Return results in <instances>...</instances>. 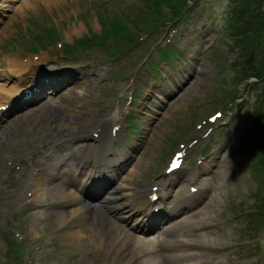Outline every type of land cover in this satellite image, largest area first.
<instances>
[{
	"label": "rangeland",
	"instance_id": "obj_1",
	"mask_svg": "<svg viewBox=\"0 0 264 264\" xmlns=\"http://www.w3.org/2000/svg\"><path fill=\"white\" fill-rule=\"evenodd\" d=\"M99 3L100 0H19L11 11L12 18L2 32L0 37L1 44H3L4 41L9 42L11 49L8 53L12 54V48H20L19 43L21 41L30 43L33 37L42 35L48 30V28L54 29L56 33L59 32V34L61 36L64 35L65 38L74 39L84 35L89 36L92 31L97 35H100L102 27H100L96 15H94V13H87L89 10H93V12H95V10L98 11L97 7ZM108 3L109 4L107 5H109L111 9L117 11L116 13L119 14H127L129 9L134 11L139 6L145 7L144 11H151V5H145L143 0H110ZM110 3L113 7L110 5ZM237 10L238 7H234L230 4L229 8H227L222 13L223 21L227 22L226 13L228 14L229 22H231L232 19H235V16L232 17V14L235 15ZM85 13H87V16L83 17ZM134 13H136V11H134ZM192 17V19L195 18L194 14H192ZM123 20L131 27L136 28L134 22L132 23L127 15L123 17ZM17 26L19 27V32L16 29ZM89 28H92L90 30L91 32L89 31ZM135 31V29L132 30L131 28V33H134ZM245 36L247 37L248 35ZM17 41L20 42L17 43ZM216 42L219 43L217 47L221 49L225 48L226 45L223 38L220 41H218L217 38ZM251 43L252 40L250 39L249 45ZM211 47L213 49L210 51V53L213 52L212 54L214 56V53L217 54L219 50H217L215 46ZM249 51L251 55L253 49H249ZM255 52L257 53V61H263V56H261V54L264 55L263 48H260ZM235 56L236 55L232 54L231 52H227L225 58H227L228 61H226L223 65L221 64L220 66V69L225 72V74H223L225 78L218 83L224 88H227V86L232 84V73L226 71L230 69V62L232 64L234 63ZM214 72H217L214 64L209 65V68L204 75L205 80H208L206 85L191 91L186 97L173 98L172 101L168 103L170 106L174 103L175 105L171 108H166L168 111L164 113V117L154 128L152 140L146 143V146L148 147L142 152V157L139 160V165L143 166V169L137 177H134L130 186H134L136 183L145 182L148 180L147 177L151 176L155 170L162 166L161 157H164V155L170 151L172 142L177 137V139H180L181 136L185 135L186 129L190 130L199 119L205 117L206 114L213 111L210 103H212L214 99L213 97L216 95H214L215 93L211 92L214 90V88H211L210 83L214 82V84H217V79L219 78L213 75ZM241 92L242 91H240V93ZM261 108L263 107L261 106ZM24 129L28 131L27 133L29 137L37 140V142L42 140L45 142V135H48L42 134L41 131H35L34 133H31L30 131L33 130L31 128L25 127ZM11 137H13L15 141L9 143L10 145L2 142V144H0V154L2 156L4 153H7V155L13 154L15 156L22 155L24 151L22 152L18 150V139L15 137V134ZM25 139L26 135L23 136V140ZM238 140L239 139L237 137L236 142ZM236 142L232 141V145H234ZM201 148H199V150H201ZM258 152L263 154V149L256 151V153ZM224 157L231 159L234 157V155L225 153ZM149 161L150 163L147 165L146 163ZM250 163L254 167L260 166L258 160L250 159L245 161L242 159L241 164L244 167H239V177L233 176L225 184L215 183V193L218 194L219 198L213 202L211 195H209L201 204V207L194 212V216L207 215L210 218H213V215L219 216L222 218L223 224L234 222L230 228L223 229L221 232H218V230L215 229L211 230V233L216 234L212 236L223 235L225 239L221 237L220 242L222 244L227 243V245H225L227 247L226 250L217 254L212 261L215 264H226L228 261V264H254L251 263L252 260L249 263H234L233 256L237 255L239 260H247V255L252 256L254 255L253 252H257V250L259 252L257 261H259V264H264V229L261 233L262 238L259 241V246L253 244V246L246 247L245 249L235 250L238 247V243L248 241V238L246 236L230 235L229 231L242 235L241 233L244 226L249 225V223L244 222L241 218L235 217L234 219H231L226 217L234 212V208L244 198L251 201L261 200L262 194H260L258 190L259 187H261L260 184L253 178L244 176L246 173L245 169L251 168ZM228 166H230L229 163ZM8 185L9 183L4 178V174L0 172V186L7 187ZM11 188L16 190L15 185H11L10 190ZM17 201L19 202V197L16 194H13L8 198L2 197L0 195V204L8 205L5 208L12 209L13 207H17L20 209L19 211H21L23 205L16 204ZM63 201L64 200L60 199H50L49 196L45 195L39 202L38 208L36 211H34V214H37L38 216L40 214L42 218H45V216L42 214L45 212L46 216L49 217L45 219L37 217L35 219H31L30 223L29 220H24V223L22 222L24 225L23 228H28L27 236L29 239L27 243H29L28 250L30 251V254L27 256V264H68L71 261H73L74 264H84L85 261L86 263L89 262L90 264H98L100 262L98 257L100 255H105L106 249H100L98 246V241H96L94 237L89 239V235H91L89 232L91 223H89L85 217H75L63 228L60 227L59 212L60 208L63 207ZM67 203L70 205L71 202L67 201ZM248 204L249 203H247V205ZM39 205H41L44 210H41ZM243 208L244 207L239 209ZM228 211H230V214H228ZM27 221L28 224L25 225V222ZM36 224H40V226L45 229L44 235L39 234V232L35 230ZM251 224L252 223H250V228L252 227ZM75 228H80L83 231L84 237L82 240L73 239L71 236L70 232ZM50 230H56V233L51 234L49 232ZM225 232L227 233L226 235L223 234ZM2 234L8 235L5 224H3V221L0 220V248L4 252L6 250V243L1 238ZM9 238L13 240L12 237L9 236ZM3 252L0 253V264H12V262H8L6 256L3 257ZM127 254L129 255L127 256ZM123 256H127L126 260L124 261L120 260ZM132 256L133 253H131L130 250L125 251L121 258H119L120 264H125V262ZM19 263L20 262L16 264ZM117 264H119V262Z\"/></svg>",
	"mask_w": 264,
	"mask_h": 264
},
{
	"label": "bare ground",
	"instance_id": "obj_2",
	"mask_svg": "<svg viewBox=\"0 0 264 264\" xmlns=\"http://www.w3.org/2000/svg\"><path fill=\"white\" fill-rule=\"evenodd\" d=\"M35 114L47 115L46 121L56 120L58 118V115L52 111V108L45 106V102L43 104H41L36 109ZM26 115L27 114H23L22 117H24ZM22 117H20V118H22ZM40 123L42 124V118L40 119ZM12 124H14L13 120H11L9 122L10 126ZM6 127H8V126H6ZM22 127H24V126H22ZM11 136H13V129L10 131L5 130V131L0 132V140H6L7 141L8 138ZM74 158H77V156ZM88 160H90V159H88ZM94 162H95V160H94ZM149 163H150V161L146 164L149 165ZM61 164H64V162L57 160V161H55V166L53 168H50L49 174L46 177V183H47V188H48V189H46L47 194L51 195L52 197H61V199H63V200L74 199V200L79 201L80 196L77 192H75V190H69V189L65 188L64 186H61L60 183H57V181H55L53 179L54 176H56L58 174L57 168ZM90 166H91L90 163H88L87 167H90ZM142 169H143V166H141L139 164L137 166H135L131 170L126 181L129 184H131L133 178L135 176H137L141 172ZM66 178L71 179L74 184H77V179L75 176L69 175ZM67 179H63L64 182H66ZM88 212L91 214L92 212H101V210L99 209L98 205H96V204L78 206L77 203H75V205L71 206L67 211H63L59 214L60 226L61 227L65 226L70 220H72L73 217H75L77 215L86 216V218H88V219L90 218V220L92 222L91 227H90V231H91L92 235L90 236L89 239H92L93 237H94V239L99 237V239H100L99 243L102 246H104V245L107 246L108 249H109V247L113 246V243L108 245L109 237L111 238L112 241H115V243L117 244V247H120V248L124 247L126 251H128L130 248H131V251H136V250L138 251V249H139L142 252H148V251H150L151 248L153 249L152 246H151V248H148L150 245L144 244L146 242L143 243V241L140 240L136 235L120 230V227L117 224H112L110 226L111 223H105V225H103V226H105L106 229H104V227L101 224H98L99 220H97L95 218V215L93 214L92 216H90V215H88ZM70 233H71V236L73 237V239L82 240L84 237L83 231L80 229H73ZM147 261L148 260H143L144 263H146ZM87 263L90 264L89 262H87ZM87 263H86V261L84 262V264H87Z\"/></svg>",
	"mask_w": 264,
	"mask_h": 264
},
{
	"label": "clouds",
	"instance_id": "obj_3",
	"mask_svg": "<svg viewBox=\"0 0 264 264\" xmlns=\"http://www.w3.org/2000/svg\"><path fill=\"white\" fill-rule=\"evenodd\" d=\"M229 0H222V13L227 9ZM223 20L219 21L220 25L223 24Z\"/></svg>",
	"mask_w": 264,
	"mask_h": 264
},
{
	"label": "snow or ice",
	"instance_id": "obj_4",
	"mask_svg": "<svg viewBox=\"0 0 264 264\" xmlns=\"http://www.w3.org/2000/svg\"><path fill=\"white\" fill-rule=\"evenodd\" d=\"M173 167L175 168V167H177V165H173Z\"/></svg>",
	"mask_w": 264,
	"mask_h": 264
}]
</instances>
